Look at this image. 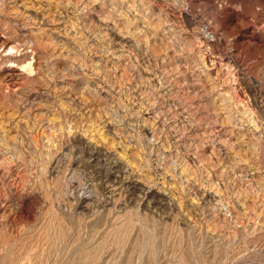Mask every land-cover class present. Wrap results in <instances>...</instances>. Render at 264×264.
<instances>
[{
	"label": "rangeland",
	"instance_id": "obj_1",
	"mask_svg": "<svg viewBox=\"0 0 264 264\" xmlns=\"http://www.w3.org/2000/svg\"><path fill=\"white\" fill-rule=\"evenodd\" d=\"M0 264H264V0H0Z\"/></svg>",
	"mask_w": 264,
	"mask_h": 264
},
{
	"label": "bare ground",
	"instance_id": "obj_2",
	"mask_svg": "<svg viewBox=\"0 0 264 264\" xmlns=\"http://www.w3.org/2000/svg\"><path fill=\"white\" fill-rule=\"evenodd\" d=\"M206 37L212 42V41H214V39H212L213 37L211 36V33H209V32H207V35H206ZM11 51H12V49H10ZM11 53V52H10ZM14 63V62H13ZM11 64H12V61H11ZM31 62H29L28 61V63H26L25 65L23 64H21L20 65V67H21V69L23 68V69H27V68H29V71H31V69H30V67H31ZM252 119V118H251ZM203 192V191H202Z\"/></svg>",
	"mask_w": 264,
	"mask_h": 264
}]
</instances>
